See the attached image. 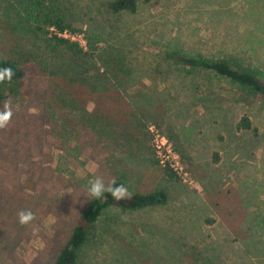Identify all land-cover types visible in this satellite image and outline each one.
<instances>
[{"label": "rangeland", "instance_id": "374dc122", "mask_svg": "<svg viewBox=\"0 0 264 264\" xmlns=\"http://www.w3.org/2000/svg\"><path fill=\"white\" fill-rule=\"evenodd\" d=\"M110 2L0 0V59L23 72L0 103L13 111L0 129V264H52L96 177L167 200L104 209L77 264H264V97L177 60L264 81V0H137L117 13ZM43 13L80 53L35 32ZM154 134L181 168L173 178Z\"/></svg>", "mask_w": 264, "mask_h": 264}, {"label": "trees", "instance_id": "16d2710c", "mask_svg": "<svg viewBox=\"0 0 264 264\" xmlns=\"http://www.w3.org/2000/svg\"><path fill=\"white\" fill-rule=\"evenodd\" d=\"M136 1L137 0H111L108 8L113 13L120 11L133 12L135 10ZM34 17V22L36 23L34 26L35 32L43 36L51 34L49 40L52 41L55 46H62L74 54L80 53V48H78L76 43L58 37L49 30L53 28L58 33L72 31L64 24L61 18L46 13H43L41 16L35 15ZM177 60L184 68L207 71L214 76L224 78L234 85L246 89L250 93L259 94L264 97V81L256 77L252 71L235 68L228 62L220 60L213 61L202 58L178 56ZM3 66H10L14 70L15 75L11 81L0 83V103L5 95V88L19 83L23 76L22 70H20L13 61L9 59H0V67ZM237 126L243 130L250 129L248 118L245 116L242 117ZM163 173L168 178L174 177L173 172L170 170L165 169ZM114 180L117 184H122L120 180ZM166 200L167 196L163 190H156L145 195L133 194L129 199L121 201L114 200L108 193H105L104 196L99 199L90 198L86 206L80 212L70 235L59 249L52 264H77V254L86 240L87 231L104 209L114 207L121 211H135L146 207L164 205Z\"/></svg>", "mask_w": 264, "mask_h": 264}, {"label": "clouds", "instance_id": "9594fccd", "mask_svg": "<svg viewBox=\"0 0 264 264\" xmlns=\"http://www.w3.org/2000/svg\"><path fill=\"white\" fill-rule=\"evenodd\" d=\"M15 75L14 70L10 66L0 67V83L5 81H11ZM13 115L11 106L5 103L2 108H0V129L5 128ZM105 193L111 195V197L116 201L127 200L131 197V193L124 184H117L115 180L108 183L100 178L96 177L94 180L89 181L88 187V197L93 199H99L104 196ZM18 222L21 225L30 224L35 220V215L31 210L20 211L17 214Z\"/></svg>", "mask_w": 264, "mask_h": 264}, {"label": "built area", "instance_id": "2783aa9c", "mask_svg": "<svg viewBox=\"0 0 264 264\" xmlns=\"http://www.w3.org/2000/svg\"><path fill=\"white\" fill-rule=\"evenodd\" d=\"M56 36L62 37L68 40H73V37L69 36L66 31H63L62 33L53 32ZM153 147L155 149V155H156V162L157 165L162 169L170 170L173 173H179L181 168L178 166V163L176 161V157L173 156V153L171 152V149L169 145H167V140L163 138L162 136H158L157 134H154V144Z\"/></svg>", "mask_w": 264, "mask_h": 264}]
</instances>
